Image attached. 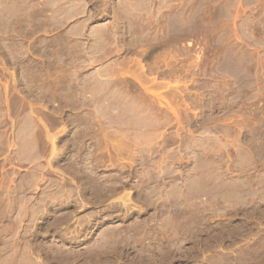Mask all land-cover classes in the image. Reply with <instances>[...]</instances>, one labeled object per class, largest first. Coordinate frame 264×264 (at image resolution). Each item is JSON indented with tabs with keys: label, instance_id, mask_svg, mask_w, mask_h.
Instances as JSON below:
<instances>
[{
	"label": "rangeland",
	"instance_id": "1",
	"mask_svg": "<svg viewBox=\"0 0 264 264\" xmlns=\"http://www.w3.org/2000/svg\"><path fill=\"white\" fill-rule=\"evenodd\" d=\"M0 80V264H264V0H0Z\"/></svg>",
	"mask_w": 264,
	"mask_h": 264
},
{
	"label": "crops",
	"instance_id": "2",
	"mask_svg": "<svg viewBox=\"0 0 264 264\" xmlns=\"http://www.w3.org/2000/svg\"><path fill=\"white\" fill-rule=\"evenodd\" d=\"M1 80H0V87H1ZM28 120L30 121L31 124H33V117L27 116ZM35 124V123H34Z\"/></svg>",
	"mask_w": 264,
	"mask_h": 264
}]
</instances>
